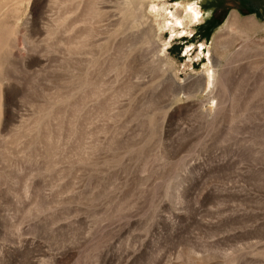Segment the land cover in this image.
Listing matches in <instances>:
<instances>
[{
    "label": "rangeland",
    "instance_id": "obj_1",
    "mask_svg": "<svg viewBox=\"0 0 264 264\" xmlns=\"http://www.w3.org/2000/svg\"><path fill=\"white\" fill-rule=\"evenodd\" d=\"M0 264H264V0H0Z\"/></svg>",
    "mask_w": 264,
    "mask_h": 264
},
{
    "label": "bare ground",
    "instance_id": "obj_2",
    "mask_svg": "<svg viewBox=\"0 0 264 264\" xmlns=\"http://www.w3.org/2000/svg\"><path fill=\"white\" fill-rule=\"evenodd\" d=\"M178 5L176 6V10L175 11H170V10H168V8H166L165 6H162V7H156L155 6V8H157L158 10H160V9H162V11L163 12H161V13H163V14H165V16H164V18L166 17L167 18V21L169 22V23H171V24H173V25H180V24H183V20H182V18H183V16L182 15H179L176 11H177V9H178ZM188 10V13L190 14V17L193 19V20H197V19H199L200 17H201V10H200V8L197 6V5H190L188 8H186V11ZM167 15V16H166ZM161 18H162V16H161ZM169 19V20H168ZM160 21V20H159ZM166 20H163L162 21V26H166V22H167ZM175 27V26H174ZM185 31V30H184ZM209 70V69H208ZM206 77H208L207 78V80L208 81H211L212 79V74H211V72H209L208 74H207V76ZM211 83V82H210Z\"/></svg>",
    "mask_w": 264,
    "mask_h": 264
}]
</instances>
